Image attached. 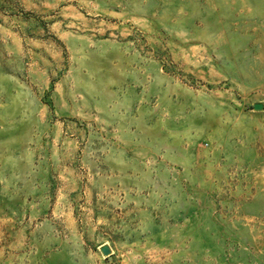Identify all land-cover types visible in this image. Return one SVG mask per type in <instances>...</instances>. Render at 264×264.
Here are the masks:
<instances>
[{"label":"rangeland","instance_id":"rangeland-1","mask_svg":"<svg viewBox=\"0 0 264 264\" xmlns=\"http://www.w3.org/2000/svg\"><path fill=\"white\" fill-rule=\"evenodd\" d=\"M256 103L264 0H0V264H264Z\"/></svg>","mask_w":264,"mask_h":264},{"label":"water","instance_id":"water-1","mask_svg":"<svg viewBox=\"0 0 264 264\" xmlns=\"http://www.w3.org/2000/svg\"><path fill=\"white\" fill-rule=\"evenodd\" d=\"M263 108H264V104H262V103L254 104V109H256V110H261ZM101 251L105 255H109L111 253V249H110V247L108 245L101 246Z\"/></svg>","mask_w":264,"mask_h":264}]
</instances>
